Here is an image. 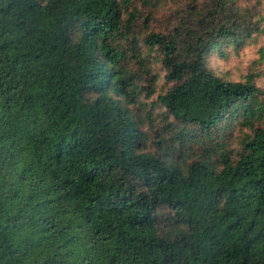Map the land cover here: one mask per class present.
<instances>
[{
	"label": "trees",
	"instance_id": "trees-1",
	"mask_svg": "<svg viewBox=\"0 0 264 264\" xmlns=\"http://www.w3.org/2000/svg\"><path fill=\"white\" fill-rule=\"evenodd\" d=\"M136 1L0 0V264H264V88L210 62L264 15L209 0L130 38Z\"/></svg>",
	"mask_w": 264,
	"mask_h": 264
},
{
	"label": "rangeland",
	"instance_id": "rangeland-1",
	"mask_svg": "<svg viewBox=\"0 0 264 264\" xmlns=\"http://www.w3.org/2000/svg\"><path fill=\"white\" fill-rule=\"evenodd\" d=\"M250 8H259L264 15V0H239ZM209 0H150L149 2L138 0L135 2L137 8V22L132 31V35H145V20L149 16V30H167L171 29L178 20L190 18V13H195L202 8ZM194 7L190 10V6ZM126 43H129L126 40ZM141 50L145 55L153 73L156 75V82L148 85L145 79L138 78L137 88L134 95L130 98L137 112L142 115L151 113L156 120L153 124L163 120V106L158 99L160 94L165 93L169 84L166 80V69L159 61L157 51H149L147 47L141 44ZM211 65L220 73L230 79H242L244 76L253 74L256 77L258 85L264 88V32L255 34L249 43L240 48H231L229 55L220 57L217 53L210 56ZM135 103V105H134ZM152 117V118H153ZM153 118V119H154ZM145 127L149 126V121Z\"/></svg>",
	"mask_w": 264,
	"mask_h": 264
}]
</instances>
